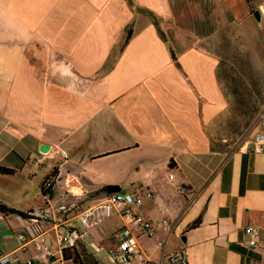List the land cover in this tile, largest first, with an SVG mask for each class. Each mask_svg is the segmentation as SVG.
<instances>
[{
	"label": "crops",
	"instance_id": "obj_1",
	"mask_svg": "<svg viewBox=\"0 0 264 264\" xmlns=\"http://www.w3.org/2000/svg\"><path fill=\"white\" fill-rule=\"evenodd\" d=\"M243 6L0 0V165L16 170L0 174V202L24 213L45 204L42 187L56 170L54 199L61 189L85 206L108 186L143 193L141 211L155 224L175 221L167 252L185 248L190 264H264V151L245 144L264 130V47L245 32L254 15ZM113 216L120 224L107 231ZM0 220L17 231L10 252L27 258L41 246L63 256L52 223L34 237L28 219ZM122 224L113 214L86 231L74 225L101 264ZM248 225L260 229L254 246ZM140 241L158 256L155 239ZM50 262L39 260L58 264Z\"/></svg>",
	"mask_w": 264,
	"mask_h": 264
},
{
	"label": "built area",
	"instance_id": "obj_2",
	"mask_svg": "<svg viewBox=\"0 0 264 264\" xmlns=\"http://www.w3.org/2000/svg\"><path fill=\"white\" fill-rule=\"evenodd\" d=\"M257 9L261 15L264 14V0ZM264 121V111L260 116ZM245 144L253 152L264 151V130L253 138H247ZM46 153L43 152L42 158ZM169 178L172 180L174 174L170 173ZM59 182V173H51L44 185L46 188V203L33 207L29 211L30 218L27 232L32 236H38L45 232L42 227L44 222L52 223V228L59 231V240L63 249L75 246L84 235V231L94 225H97L102 219L117 214L123 221L122 226L114 234L116 245L110 249V259L116 264H190L188 253L185 248L174 252H167L169 246V237L174 233L175 221L163 218L158 224H155L152 218L141 211L144 203L143 193L132 192H114L108 193L104 200L94 205L85 206L81 202L69 199V192L61 189L58 198L52 197L55 185ZM182 190H186L183 184H179ZM77 221L84 231H79L72 224ZM158 229H163L165 235L161 237ZM245 234L249 236L248 243L250 246L257 244V238L260 229L248 225L244 229ZM141 235L155 239V245L158 249V256L147 252L142 242ZM38 253L27 258L19 256L17 251L6 252L0 247V264H39L41 258H47L50 263L58 261V264H64V259L59 257L51 259V252L41 246L37 247ZM63 255V254H62Z\"/></svg>",
	"mask_w": 264,
	"mask_h": 264
},
{
	"label": "rangeland",
	"instance_id": "obj_3",
	"mask_svg": "<svg viewBox=\"0 0 264 264\" xmlns=\"http://www.w3.org/2000/svg\"><path fill=\"white\" fill-rule=\"evenodd\" d=\"M232 3H234L235 8H238L239 13H244L245 8L243 6V3L246 0H231ZM250 6L252 8L258 7L259 4L263 2V0H248ZM251 22H252V29H249L247 27V24L244 25L245 32L249 33V36H255L258 37L257 41H260L262 43V47H264V14H262L261 20H258L256 17L252 16L251 17ZM250 46L249 44H246L244 47ZM109 187V186H108ZM107 187V189H108ZM127 187V185H125ZM74 224L79 228L82 229L81 225L75 221ZM120 224V219L118 216H113L109 221L107 222V231H113V229L116 228ZM83 230V229H82ZM114 236V235H113ZM88 240V235L86 236ZM48 241H51L54 243V248L57 247L56 243V237L55 233L53 232L51 235L47 236ZM113 239V246L116 245V241ZM108 242V241H107ZM18 245L17 241V231L13 230L9 223L6 220H0V247L2 246L6 252H10L13 248H15ZM101 259L100 262L101 264H116L114 263L111 259L110 256H108V252H102L101 254Z\"/></svg>",
	"mask_w": 264,
	"mask_h": 264
},
{
	"label": "trees",
	"instance_id": "obj_4",
	"mask_svg": "<svg viewBox=\"0 0 264 264\" xmlns=\"http://www.w3.org/2000/svg\"><path fill=\"white\" fill-rule=\"evenodd\" d=\"M131 2V1H130ZM132 3V2H131ZM257 9V7L252 8V12H254ZM156 26L159 28V32L161 33L162 37L166 39L165 35L160 29L159 23L157 20H154ZM133 34V28L129 27L127 28V36L125 39V44L129 41ZM16 172L15 169L0 165V174L5 175H12ZM54 172H57L56 170ZM43 188V193L45 195L46 188L45 186ZM0 212H2L4 215H11V214H18L22 216L25 219H29V211L27 213H24L20 210H17L15 208L9 207L6 204L0 202ZM63 256L65 259H72L74 264H99V262L95 259L94 256L89 254L84 245H82L80 242H78L75 246H72L70 248L63 249Z\"/></svg>",
	"mask_w": 264,
	"mask_h": 264
},
{
	"label": "water",
	"instance_id": "obj_5",
	"mask_svg": "<svg viewBox=\"0 0 264 264\" xmlns=\"http://www.w3.org/2000/svg\"><path fill=\"white\" fill-rule=\"evenodd\" d=\"M253 15L257 18V19H261V13L258 9H256L254 12H253ZM49 150V145H42L41 147V151L42 152H47ZM108 193H114V192H126L125 189H122L121 187L119 186H109L108 187Z\"/></svg>",
	"mask_w": 264,
	"mask_h": 264
}]
</instances>
